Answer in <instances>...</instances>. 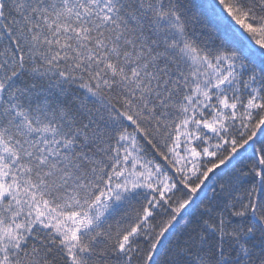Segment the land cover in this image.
I'll return each instance as SVG.
<instances>
[{"label":"snow or ice","instance_id":"1","mask_svg":"<svg viewBox=\"0 0 264 264\" xmlns=\"http://www.w3.org/2000/svg\"><path fill=\"white\" fill-rule=\"evenodd\" d=\"M0 264H264V0H0Z\"/></svg>","mask_w":264,"mask_h":264}]
</instances>
